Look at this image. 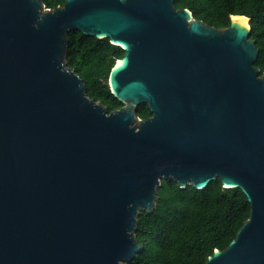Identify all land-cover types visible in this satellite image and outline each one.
Wrapping results in <instances>:
<instances>
[{
	"label": "water",
	"instance_id": "1",
	"mask_svg": "<svg viewBox=\"0 0 264 264\" xmlns=\"http://www.w3.org/2000/svg\"><path fill=\"white\" fill-rule=\"evenodd\" d=\"M70 30L125 50L109 74L121 107L67 65ZM250 32L246 15L217 28L175 0H0V264H125L163 179L218 177L251 208L206 264H264V71Z\"/></svg>",
	"mask_w": 264,
	"mask_h": 264
},
{
	"label": "trees",
	"instance_id": "2",
	"mask_svg": "<svg viewBox=\"0 0 264 264\" xmlns=\"http://www.w3.org/2000/svg\"><path fill=\"white\" fill-rule=\"evenodd\" d=\"M48 8L65 0H42ZM177 8H189L195 18L217 28L230 24L232 15L250 17V38L259 54L254 65L264 71V0H175ZM67 65L83 78L88 95L111 111L123 103L109 86V74L125 50L80 30L68 32ZM142 118L152 115L147 103L137 107ZM156 205L138 215L135 235L140 246L125 264H206L216 248L224 249L248 218L250 203L239 187H224L218 177L206 187L182 188L163 179L157 188Z\"/></svg>",
	"mask_w": 264,
	"mask_h": 264
},
{
	"label": "bare ground",
	"instance_id": "3",
	"mask_svg": "<svg viewBox=\"0 0 264 264\" xmlns=\"http://www.w3.org/2000/svg\"><path fill=\"white\" fill-rule=\"evenodd\" d=\"M239 18L243 19V20H244V22H247V20H246L245 18H243V17H239Z\"/></svg>",
	"mask_w": 264,
	"mask_h": 264
},
{
	"label": "flooded vegetation",
	"instance_id": "4",
	"mask_svg": "<svg viewBox=\"0 0 264 264\" xmlns=\"http://www.w3.org/2000/svg\"><path fill=\"white\" fill-rule=\"evenodd\" d=\"M119 108V107H118ZM117 109V108H116ZM151 116V115H150Z\"/></svg>",
	"mask_w": 264,
	"mask_h": 264
}]
</instances>
